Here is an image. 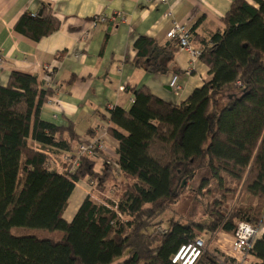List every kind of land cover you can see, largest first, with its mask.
Masks as SVG:
<instances>
[{"label":"trees","instance_id":"obj_1","mask_svg":"<svg viewBox=\"0 0 264 264\" xmlns=\"http://www.w3.org/2000/svg\"><path fill=\"white\" fill-rule=\"evenodd\" d=\"M251 1L234 0L225 29L202 41L199 59L211 78L184 102L173 105L135 87L129 111L116 106L104 115L127 133L110 131L119 142L117 171L97 173L95 157H82L70 177L57 173L47 153L73 150L75 128L42 120L53 91L39 89L35 75L11 73L0 86V264H172L196 229L234 235L239 222L264 226V0ZM59 27L42 3L40 13H25L15 30L37 42ZM171 46L139 37L135 66L166 73ZM200 175L193 191L197 200H207V219H172L158 232L162 216ZM84 179L111 197L99 203L86 196L68 222L69 199ZM18 228L63 237L40 238ZM250 257L251 264H264V233ZM219 260L232 262L206 250L198 264Z\"/></svg>","mask_w":264,"mask_h":264},{"label":"crops","instance_id":"obj_2","mask_svg":"<svg viewBox=\"0 0 264 264\" xmlns=\"http://www.w3.org/2000/svg\"><path fill=\"white\" fill-rule=\"evenodd\" d=\"M234 0H0V86H6L13 72L35 75L39 89H51L53 96L41 109V119L58 126L75 128L76 142L96 139L107 131L105 152L95 155V171L106 167L118 170L119 142L111 130L127 133L104 118L113 107L129 111L133 88L147 87L153 95L179 105L211 78L209 68L194 59L176 41L167 38L174 24L190 28V42L202 50V41L225 29L224 17ZM249 3L253 4L251 0ZM42 3L51 7L60 22L58 31L33 41L17 32L15 26L25 13H40ZM122 12L120 19L96 26L98 15ZM149 37L160 47L172 45L173 61L166 73L148 72L135 66L136 40ZM162 58V57H161ZM178 76L182 92L169 86ZM73 79L72 82H70ZM124 87V91H120ZM88 179L79 181L69 199L64 219L70 222L86 196L98 195ZM220 254L232 257L233 235L218 233ZM253 259L250 257V264Z\"/></svg>","mask_w":264,"mask_h":264},{"label":"built area","instance_id":"obj_3","mask_svg":"<svg viewBox=\"0 0 264 264\" xmlns=\"http://www.w3.org/2000/svg\"><path fill=\"white\" fill-rule=\"evenodd\" d=\"M166 3L167 0H162ZM33 17L36 14L32 15ZM120 19L125 21V15L122 12H114L112 15H98L92 20V24L96 26L99 23H106ZM167 38L170 40H177L181 49L189 52L194 58L201 55L200 51H196L190 42V30L186 26L174 24L170 31L167 33ZM4 65V59L0 56V68ZM241 86V83H238ZM169 86L175 93L182 92V85L178 76H173ZM124 87H120V91H124ZM134 102V100H133ZM107 131H103L96 139L89 142H81L77 147L71 151H65L59 157L50 156L51 162L57 173L70 177L73 168L79 166L82 157L94 158L99 151L105 152L107 150L106 144ZM71 167L70 170L68 167ZM93 190L94 187L90 186ZM105 203V202H103ZM123 220H127L122 218ZM158 232L164 233L165 229L159 227ZM264 233V227H254L247 222H239L236 231L233 235V250L230 252L232 262H225L219 260L217 264H250V251L254 242ZM207 241L203 236H197L193 241L180 247L178 252L172 258V264H198L199 260L207 250Z\"/></svg>","mask_w":264,"mask_h":264},{"label":"rangeland","instance_id":"obj_4","mask_svg":"<svg viewBox=\"0 0 264 264\" xmlns=\"http://www.w3.org/2000/svg\"><path fill=\"white\" fill-rule=\"evenodd\" d=\"M125 20H126V17H125ZM122 22H125V21H122ZM106 23H108V22H106ZM187 28L190 30L189 27H187ZM196 51L201 52L202 50H196ZM192 57L194 58V56H192ZM199 57L196 58V60L199 59ZM201 176L202 175L198 176L197 180L193 184H190L188 186V189L186 190L185 194L180 198V200L175 205H173L172 208L162 216L161 220L163 221V223L159 224L161 229H165L166 227H168V223L172 219L179 221L183 224L201 223L202 221H205L207 219L208 216L204 215L205 214L204 212L206 210L205 206L207 204V200H204V202L197 200L194 196L195 193L193 191L194 189H196ZM95 191L96 190H94V192ZM100 195H102V196L98 195V197H96L97 202H99V203L105 202V200H106L105 197H111L110 194L109 195L100 194ZM235 202L236 201L230 203V205L231 204H232V206L235 205ZM156 222L159 223L160 221L157 220ZM261 223L264 224V220ZM262 227H264V226H262ZM16 230H26V232H28L29 234L36 235L40 238H51V239L53 238L55 240L56 239L60 240L63 237V233L60 231L50 232V231H46V230H37V229H28V228H26V229H24V228L19 229L18 228ZM195 233H196V236H203L204 239H206L207 244H208L207 245V251H208L209 255L216 256L218 258L221 256L219 250H217L219 248L217 246L218 237L216 235H214L210 232L200 231L198 229L195 230ZM123 259L124 258L119 259V260L122 261Z\"/></svg>","mask_w":264,"mask_h":264}]
</instances>
